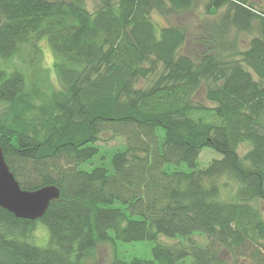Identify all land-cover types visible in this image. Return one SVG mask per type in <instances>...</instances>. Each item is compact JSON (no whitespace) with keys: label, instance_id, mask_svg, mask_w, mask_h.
<instances>
[{"label":"trees","instance_id":"obj_1","mask_svg":"<svg viewBox=\"0 0 264 264\" xmlns=\"http://www.w3.org/2000/svg\"><path fill=\"white\" fill-rule=\"evenodd\" d=\"M96 1L0 0V148L22 189L60 193L35 219L0 207V264H85L100 243L159 235L187 241L109 264H264V0H204L209 14L225 9L192 37L153 13L180 16L197 0ZM253 28L245 50L227 44ZM42 38L59 82L49 93L11 65ZM116 137L108 165L81 167ZM205 147L220 157L196 167ZM38 222L44 245L32 242Z\"/></svg>","mask_w":264,"mask_h":264},{"label":"rangeland","instance_id":"obj_2","mask_svg":"<svg viewBox=\"0 0 264 264\" xmlns=\"http://www.w3.org/2000/svg\"><path fill=\"white\" fill-rule=\"evenodd\" d=\"M86 7L93 11L96 0H84ZM254 7L257 9H261L262 0H251ZM225 7L218 9V12L215 14H209L204 10V0H197L195 6L183 13L180 16H162L158 13H153V18L160 25H168V24H183L187 25L189 31V37L196 35L202 31L200 25H202L203 21H213L215 18H219L223 13ZM256 34V31H237L231 30L227 37V44L232 45V47H236L238 50H245L250 38L252 35ZM38 45L40 48V52L33 54L31 48L25 45L24 50L19 52L14 58L11 60L12 66H17L22 69L25 74L27 82H36L37 85L41 88L45 93H49V90L56 89L59 87V82L57 75L53 68L54 55L52 50L47 43L46 39L42 38L38 41ZM197 49L198 51H203L204 46L188 42L185 46V51L190 52V50ZM236 58H241L240 55L235 56ZM157 75V72L153 75H150L146 78L140 79L137 82V86H147L153 82ZM2 106L0 105V109ZM99 154L92 158L88 162H84L81 164L83 169H90L94 165H98L101 163V159L99 156H102V162L104 165H108L109 157L117 150H122L124 147V140L121 137H116L112 139H107L105 141H100L98 143ZM247 149V145H241L238 150L239 154H243ZM220 154L209 147L203 148L197 158L196 167H204L208 164V162L212 158H218ZM176 167L174 164H169L165 166L166 169L172 170ZM181 169H189L186 164L180 165ZM257 203L261 209V212L264 216V201L257 200ZM110 234H113L110 232ZM32 242L37 245H44L48 239V230L47 227L38 222L35 227V230L32 234ZM192 239L198 241L200 243H205V237L195 234L192 236ZM185 238L177 237V238H168L163 235H159L157 240H138L132 242H120L116 241V245L114 246L110 242L100 243L93 250L92 254L86 259L85 264H109L112 256L117 253L120 257L131 258V257H143V258H151V247L155 242H161L165 244H175V243H186Z\"/></svg>","mask_w":264,"mask_h":264},{"label":"water","instance_id":"obj_3","mask_svg":"<svg viewBox=\"0 0 264 264\" xmlns=\"http://www.w3.org/2000/svg\"><path fill=\"white\" fill-rule=\"evenodd\" d=\"M59 195L55 185L34 190L22 189L9 170L0 148V207L16 217L35 219L41 217L49 202Z\"/></svg>","mask_w":264,"mask_h":264}]
</instances>
